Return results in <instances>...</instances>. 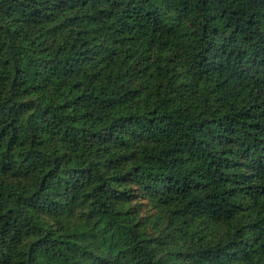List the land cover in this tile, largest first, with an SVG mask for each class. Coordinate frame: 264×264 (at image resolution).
I'll list each match as a JSON object with an SVG mask.
<instances>
[{
	"label": "trees",
	"instance_id": "obj_1",
	"mask_svg": "<svg viewBox=\"0 0 264 264\" xmlns=\"http://www.w3.org/2000/svg\"><path fill=\"white\" fill-rule=\"evenodd\" d=\"M0 264H264V0H0Z\"/></svg>",
	"mask_w": 264,
	"mask_h": 264
}]
</instances>
